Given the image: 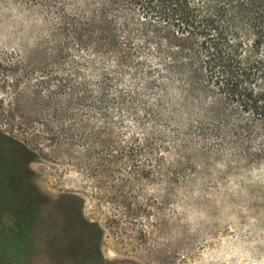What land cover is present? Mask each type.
I'll use <instances>...</instances> for the list:
<instances>
[{"label":"trees","instance_id":"16d2710c","mask_svg":"<svg viewBox=\"0 0 264 264\" xmlns=\"http://www.w3.org/2000/svg\"><path fill=\"white\" fill-rule=\"evenodd\" d=\"M25 1L44 16V63L33 92L50 125L42 137H62L69 147L92 142L100 113L108 142L115 122L131 118L180 159L196 136L219 142L212 149L239 156V163L249 156L264 165V0ZM0 139L13 170L28 149L3 134ZM184 169L182 160L174 161V174ZM12 173V179L0 173V217L7 220L0 264L17 263L28 248L30 221L54 200L32 179L21 184ZM73 207L71 233L84 243L77 255L101 259L99 225L84 218L81 202Z\"/></svg>","mask_w":264,"mask_h":264},{"label":"rangeland","instance_id":"374dc122","mask_svg":"<svg viewBox=\"0 0 264 264\" xmlns=\"http://www.w3.org/2000/svg\"><path fill=\"white\" fill-rule=\"evenodd\" d=\"M43 22L25 0H0V134L28 149L20 157L28 158L32 181L54 199L30 221L16 264H264L262 163L249 156L239 163L212 149L219 142L196 136L180 159L131 118L115 122L108 142L100 113L92 142L69 147L62 137H42L48 119L33 92L44 63ZM180 160L185 169L174 174ZM80 202L84 218L101 229V259L80 258L84 243L61 222ZM6 223L1 216L0 229Z\"/></svg>","mask_w":264,"mask_h":264},{"label":"flooded vegetation","instance_id":"af4514ba","mask_svg":"<svg viewBox=\"0 0 264 264\" xmlns=\"http://www.w3.org/2000/svg\"><path fill=\"white\" fill-rule=\"evenodd\" d=\"M4 143L6 144V141L3 139H0V163H1L0 173H2L3 175H7L6 177H8V178H11V177H13L12 172H15L17 175V176L15 175V177H18V179H21V182H20L21 184H28V182H29L28 179H32L33 175L26 168H24V163H25V167H27V164L25 162L26 160L20 157V159H17L16 165H15L17 168V171H15V166H13V170H11L12 158L10 156L9 149L3 147ZM22 164H23V166H22ZM4 184H9V182L4 181ZM1 188H2V183L0 184V189ZM79 208H80V206H79ZM76 222H77V208L72 207L70 209L69 216H67L63 222V226L68 227V230H70V232H71V229H72L71 227L75 226ZM81 224L85 225V223L82 220H81ZM71 235H72V233H71ZM73 236L74 235H72V237ZM74 239H75V237H74ZM71 248H72V246H71Z\"/></svg>","mask_w":264,"mask_h":264}]
</instances>
